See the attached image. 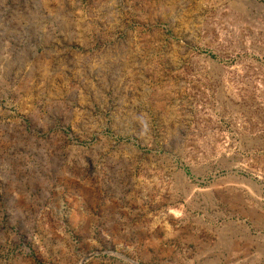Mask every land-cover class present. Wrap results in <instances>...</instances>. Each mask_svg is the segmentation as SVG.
Returning a JSON list of instances; mask_svg holds the SVG:
<instances>
[{
    "label": "rangeland",
    "instance_id": "374dc122",
    "mask_svg": "<svg viewBox=\"0 0 264 264\" xmlns=\"http://www.w3.org/2000/svg\"><path fill=\"white\" fill-rule=\"evenodd\" d=\"M0 264H264V0H0Z\"/></svg>",
    "mask_w": 264,
    "mask_h": 264
}]
</instances>
